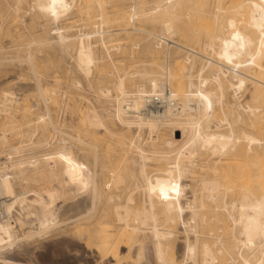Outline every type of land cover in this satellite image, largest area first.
<instances>
[{
	"label": "bare ground",
	"instance_id": "6f19581e",
	"mask_svg": "<svg viewBox=\"0 0 264 264\" xmlns=\"http://www.w3.org/2000/svg\"><path fill=\"white\" fill-rule=\"evenodd\" d=\"M151 1L30 0L26 6L52 22L68 16L77 3L83 5L79 9L82 15L96 11V19H91L93 28L74 36L77 40L74 50L76 66L86 78L92 73L93 65L99 61L107 59L113 64L111 52L121 50L119 34L129 40L132 32H143L131 25L132 21L141 17L160 19L161 34L148 33L154 41L149 51L151 57L157 55L158 49L162 47L158 42L161 39L170 41L176 35L185 37L181 27L196 14L197 6L182 13L180 11L184 7V0ZM23 2L18 0V4ZM260 2L261 5H254L245 14L238 11L239 6L234 10L216 7L212 19L220 24L223 32L214 33L204 44L207 56L170 41L171 45H164L167 59L157 66V71L152 69V61L147 68L133 72H120L116 65L113 71H109L108 74L115 78L111 87L115 93H111L110 87L101 86L96 94L112 103L113 112L108 114L106 108L107 111L103 110L102 115L94 107H86L80 116L84 121V127L79 133L82 138L75 133L77 137L73 135V140L79 143L78 148L85 155L89 151L88 147L92 149L94 164L98 161L97 149L90 141L100 142L104 137L116 139V144L127 147L133 152L132 155L137 156V176L141 183L132 184L135 186L132 190L128 188L130 191H126L123 202H120L121 196L118 193L125 186V175L117 169L110 170L114 172V177L99 182L95 171L90 175L73 166L69 143L67 146L66 142L62 145L58 142L61 146L56 149L57 154L51 155L54 163L48 170L42 165L44 156H40L39 160L33 155L25 158L17 156L15 150L9 147L12 143H9L10 138H23L24 135L21 129L15 127L17 122L11 113L16 96L13 92L2 91L0 114L6 116L7 121L0 128V155H4L1 157L5 159L0 164V252L8 246L6 244L17 240V228L23 224L21 219L13 218L16 208L24 210L35 206L38 213L36 220L31 222L33 231L30 232L32 235L43 233L57 225L53 207L65 195L68 185L76 182L77 195L91 190L93 200L98 205H104L99 212L96 211L98 216L91 237L94 238V246L100 258L111 259L113 264L124 263L126 254H122L121 248L129 252L132 243L139 245V240L135 242V239L147 234L152 240L158 264H264V29L260 28L264 23V0ZM55 34L60 44L71 39L60 28L56 29ZM92 38L97 39L91 42ZM113 41L116 44L110 48L108 44ZM32 45L31 42L26 47L29 49ZM96 45L104 50L101 58L97 57L94 50ZM138 46V43L131 45L135 48ZM170 48L185 52L182 61L186 65L181 66V62H176V66H179L174 70L176 67H172L168 61ZM26 57L29 71L38 77L31 54L28 52ZM198 57L202 58L203 64L195 73L194 61ZM127 78L134 81L132 90H128L132 85L129 82L131 86L127 87ZM182 78L185 79V89ZM247 82L251 85V89H248L249 101L240 104ZM208 83L214 85L211 92L205 90ZM73 84L76 89L80 87L79 82ZM40 85L39 82L36 85L38 98L43 103L49 102L56 91L44 89ZM167 87L171 92L166 96L167 104L163 110L158 114L144 113L145 97L161 95L163 88ZM229 92L233 103L227 102ZM107 117H111L114 122V130L107 123ZM38 120L43 123L45 117L40 116ZM116 126L127 131L136 128L137 135L133 138L130 134L129 138L121 137L116 132ZM238 126L240 130H237ZM142 129L147 132L145 142L142 141L143 135H140ZM166 129L170 132L168 139L164 138L166 135L163 130ZM63 134L66 137L67 133ZM69 137L68 140H72ZM50 144L46 143L47 146ZM201 157L202 163L198 164ZM149 162H154L160 167L159 170L154 169L156 172L148 173ZM219 169H225L222 173L229 169L227 174L220 176L222 180L215 179L216 176L207 177L208 173L219 172ZM197 170L202 172V178L192 190L191 199L188 197L190 200L183 204L181 202L186 196L184 193L189 187L182 186L180 180L189 174L194 175ZM63 173L67 174V179L62 177ZM15 182L18 186L23 184L28 188H38L16 192ZM256 188L261 193L257 194ZM134 190H139L142 195L138 204L135 203ZM107 209L110 215L112 213L114 223L109 221L111 218L108 221L105 219ZM185 213L189 214L188 219H184ZM214 220L228 224L229 242H221L219 238L213 242L199 240L198 223ZM178 225L186 235L184 257L180 261L173 250ZM191 235L194 238L192 242L187 237ZM137 256L141 257V248Z\"/></svg>",
	"mask_w": 264,
	"mask_h": 264
},
{
	"label": "rangeland",
	"instance_id": "374dc122",
	"mask_svg": "<svg viewBox=\"0 0 264 264\" xmlns=\"http://www.w3.org/2000/svg\"><path fill=\"white\" fill-rule=\"evenodd\" d=\"M29 1L30 0H24L22 4H18V0H0V98L2 94L1 92L4 90L15 93L13 95L16 96L14 97L16 103L12 107L11 113L13 118L15 117V123L17 122L15 127L19 130H23H20V132L22 135L24 134L22 136L23 138H10L9 143L12 141V145L9 144V147L13 148L15 154L20 158L33 155L37 156L39 160L40 156L42 158L43 156L57 154V148H59L63 142H66L67 146L69 143L72 152L73 166L90 175L95 171L96 180L99 182L103 183L114 177V172L111 171L113 172L111 173L110 170L117 169L125 175V186L122 188V191H119L118 193V195L121 196L120 202H123L126 193L135 187L134 185L133 187L132 184L136 185L141 183V179L137 176L139 164L136 163L137 161L139 162L137 156L135 154H133V156L131 154L133 152L128 150L127 147L116 144V139L104 137V140L100 142L95 140L90 141V144L97 149L98 161L94 164L92 149L86 147L89 150L88 153L86 155L82 153L78 148L80 147L79 143L73 140V137L75 138L73 135L77 134L79 138H82L79 134L84 127V121L81 118V115L84 114L87 108L94 107L99 114L102 112V115H104V111L106 112L107 110L108 114L113 112L111 107L112 103L105 101V98L99 97L96 92L101 86H107L108 88L110 87V90L112 89V94L115 93L114 89L111 88L113 87L112 84H114V75L112 76V74H108L109 71H113L115 65L120 72H133L143 67L147 68L150 61L154 62V65L152 66L154 71H157L156 69L158 65L165 63L167 59L165 46L158 49L157 55L155 54L151 57L149 54L150 49L153 48L154 41L153 37L148 36V33L161 34L160 19L154 17V19L150 20L148 18L149 16H144L139 20L132 21L131 25L143 30V32H132L129 40L124 39L123 35L119 34L118 39L121 41H119L121 50L111 52L113 64L107 59H104L103 62L99 61V63L93 65L92 73L85 78L76 66V54L74 50L77 40L74 39V36L88 30L89 28H93L94 25L91 24V19L96 17V11H91L90 15H82V12L79 11V9L82 8L83 5L77 3L76 7L73 8L68 16L60 18L57 22H52L50 19H43L39 14H36L37 12L34 10L28 9L26 5ZM150 2L152 1L149 0V3ZM18 5L19 9L16 10ZM183 5L184 7L180 11L182 13L185 12L186 9H193L194 5L197 6L196 9H198V11L195 14L196 16L194 15L189 21L182 25L181 29L185 37L176 35L173 36L170 41L185 48L193 49V51L198 52L199 54L201 53V55L207 56L204 44L214 33L222 34L223 32V28L220 24L214 22L212 19V15L217 6H220L224 10H234L236 9V6H239L238 11L240 10L245 14L254 5H261V2L260 0H184ZM154 15L156 16V14ZM154 15L152 14L151 16ZM87 20L89 22H87ZM57 28H60L62 32L66 33L65 36L71 39L64 44L58 43L55 34ZM260 28L264 29V23L260 25ZM96 39L97 38H92L91 42H94ZM31 42L34 45H32V47L29 46L28 49L26 45L31 44ZM34 42L38 44L35 45ZM135 43H138L139 46L137 48L131 47V45ZM110 44L108 45L112 48L116 42L113 41ZM101 49L102 48L98 45L94 48L98 58L104 56V50ZM28 52L32 56V64L35 66L36 72L39 74H37L38 77H35L36 75L29 71V63L26 60ZM169 53L170 56L168 61L172 67H176L174 70L179 66L178 64L176 66V62H179V64L182 63L181 66L185 64V62L182 61L185 52L176 48H170ZM202 62L203 60L200 57L195 59V73L201 64H203ZM185 65L184 68L186 67ZM36 78L38 79L36 80ZM37 81L41 84V87H45L44 89L53 90L54 92L56 91L55 95L52 96L53 98L51 97V102L43 103V101L38 98L39 92L36 86L38 84ZM181 81L182 84L184 82L183 86L185 89V79L182 78ZM74 82H79L80 87H77L76 89L75 86H72ZM126 83L127 87L131 86L128 90H132V83H134V81L127 78ZM247 84L246 86L248 88L245 87V93H242V98L239 100L240 104L249 101L248 95L250 91L248 89H251V85H249L250 83L248 84L249 86ZM230 94L231 92L227 94V102L233 103V98H229ZM88 101L90 103H87ZM106 108L108 109L106 110ZM40 116L45 117L44 124L39 122L38 117ZM6 121V116L4 117L1 114L0 128ZM107 123L112 130H114L112 126L114 122L111 117H107ZM115 128L118 130H116V132H118L117 134L121 137L124 136L129 138L128 135L130 134L129 136L133 138L137 135L136 128H132L129 131L122 128L120 129L118 126ZM237 130H240V126H238ZM62 131L65 132V134L67 133L66 137H64V134L62 135ZM163 132H165L164 134L166 135L164 138H170V132L168 129L163 130ZM69 135L71 136L69 137ZM140 135H143L142 141L146 140L147 132L145 129L141 130ZM68 137L72 138V140H68ZM63 138H65V140ZM103 141L105 142L103 143ZM48 142L51 143L49 146L46 145ZM58 142L62 144L59 145ZM106 142L110 143L109 146H111L109 147ZM105 144L108 148L105 147ZM202 158L203 157L198 160V164L202 163ZM129 159L132 161L134 159L136 161L132 162ZM147 164V171L150 174L156 172L157 169L159 170L160 168L159 166H156L154 162H149ZM223 170L225 169H219V172L215 173H208L207 177L214 178L216 176L215 179L222 180L220 176L227 174L229 169L223 172L224 174L222 173ZM231 170L229 171L230 173ZM15 172L16 169H14V173ZM220 172L221 174H219ZM194 175L189 174L186 176L188 178L184 176L182 178L183 180H180L182 186H187L189 188L194 187L192 189L185 188V200L183 199L181 202L183 204L186 200L191 199L190 196L192 195V190L198 185L196 184L197 181L202 178V176H200L202 175V172L199 170H197ZM133 176L135 180L133 179ZM62 177L67 179V174L63 173ZM14 187L16 192H24L28 189L38 188V186H29L28 188V186L23 184H19L18 186L16 182ZM76 188V182L70 183L65 195H62V197L56 201L53 207L54 210H52L55 213L54 215L57 220V225L43 233L32 235L30 232L33 231L31 222L36 220L38 213L35 206H31L24 210L19 207L16 208V213H13V218L21 219L23 224L21 228H17V240L11 242L12 244H6L8 246L1 250L0 264H113L111 259L100 258L94 246V238L91 237L93 236L92 234H94L92 230L95 227V220L99 212L98 210L104 207V205H98L96 200H93L91 190L77 195L75 193ZM128 188H130V190ZM257 189L258 188H256V193H261L260 190L257 191ZM133 196L136 200L135 203L137 204L142 199L139 190H134ZM108 212L107 209L104 213V215H106L105 219L108 221L111 218L113 220L111 221L110 219L109 221L114 223L112 213L110 215ZM108 214L110 216L109 218ZM188 218L189 214L185 213L184 219ZM222 223L223 222L218 220L208 221L203 224L198 223L197 230L199 231H197V233L198 236L200 235L199 240L213 242L215 239L219 238L221 239V242H229L230 235L228 232V224ZM176 229L173 250L176 258L180 261L184 257V241L186 235L179 225ZM191 236L187 237L192 242L194 238L193 235ZM140 237L143 241L140 240ZM140 237L135 239V242L136 240H139L138 242L139 245L141 244L140 246L132 243L129 252L123 248L120 249L122 254H126L123 262H126L125 264H158L155 259L153 243L149 234L145 235V238L142 236ZM87 241L88 243L86 244ZM140 241H142V243H140ZM140 248L141 257L137 258Z\"/></svg>",
	"mask_w": 264,
	"mask_h": 264
},
{
	"label": "built area",
	"instance_id": "2783aa9c",
	"mask_svg": "<svg viewBox=\"0 0 264 264\" xmlns=\"http://www.w3.org/2000/svg\"><path fill=\"white\" fill-rule=\"evenodd\" d=\"M160 44L164 46L165 44H170V41H167L166 39H161ZM213 89V84L208 83L205 86L206 92H211ZM171 90L167 88H163V93L161 95H149L145 97V106H144V113L150 115L151 113L158 114L160 110H163V108L167 104V95H170ZM1 116V114H0ZM4 155H0V164L5 161L4 157H1ZM54 163L53 157L52 156H44L42 158V165L45 169H49Z\"/></svg>",
	"mask_w": 264,
	"mask_h": 264
}]
</instances>
